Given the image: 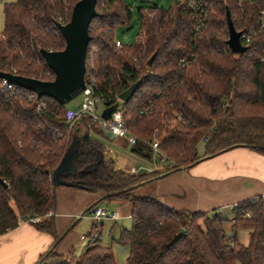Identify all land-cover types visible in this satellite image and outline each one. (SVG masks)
<instances>
[{
	"label": "trees",
	"instance_id": "1",
	"mask_svg": "<svg viewBox=\"0 0 264 264\" xmlns=\"http://www.w3.org/2000/svg\"><path fill=\"white\" fill-rule=\"evenodd\" d=\"M79 1L6 4L0 72L52 81L54 73L40 50L65 49L56 22L66 9L69 22ZM209 1L207 26L197 35L188 11L175 2L167 10L157 5L138 9L140 33L134 46L124 42L122 48L115 47L117 30L133 20L126 0H98L97 16L89 27L86 78L97 79L96 94L108 107L141 81L131 100L122 104L123 118L137 139L131 145L134 155L151 159V142L160 141L161 170L130 175L116 170L104 158V145L91 137V132L103 131L90 118L84 116L69 131L63 105L20 87L4 86L0 78V236L25 220L41 217L33 226L55 242L34 264H118L113 246L103 244L102 224L94 225L88 236L91 242L79 254L72 250L60 255L58 247L71 228L58 235L54 216H47L56 210L59 187L53 174L66 155L74 153L73 140L86 135L88 141L77 146L75 172L61 181L102 194L86 213L115 199L132 203V227L122 228L119 238L112 239L113 244L129 248L127 264H264V197L239 203L230 220L220 213L168 208L156 195L136 193L234 148L264 155V62L258 59L264 34L255 39L251 56L235 55L227 45L226 17L228 8L236 30L244 33L254 25L262 4L245 6L242 15L236 0ZM39 102L47 104L42 115L36 112ZM200 143L205 145L203 155L198 152ZM241 229L249 230L247 244L238 239Z\"/></svg>",
	"mask_w": 264,
	"mask_h": 264
},
{
	"label": "crops",
	"instance_id": "2",
	"mask_svg": "<svg viewBox=\"0 0 264 264\" xmlns=\"http://www.w3.org/2000/svg\"><path fill=\"white\" fill-rule=\"evenodd\" d=\"M103 133L106 137L112 138L106 131ZM112 139L118 142L116 144L129 146L126 140L115 137ZM104 147L106 148L105 160L112 162L116 170L126 174H129L132 168L137 170L135 174H140L144 170L143 168L138 170L130 161L127 162L122 157L109 152L105 145ZM204 148L203 143V153L199 155L204 154ZM153 155L160 158L154 152ZM160 160L164 164L161 158ZM156 170L160 169L156 166L154 170H150V173ZM154 186V194L160 197L168 208L195 213H220L221 215L226 212H224L226 209L227 213L224 217L233 220L234 209L239 203L258 196L264 197V155L249 148H234L200 162L191 169L181 170L158 180ZM101 196L100 193L92 194L65 186L56 190L57 203L54 218L57 234L62 235L71 228V232L58 247L60 255L67 256L72 250L76 252L83 250L82 243L83 241L88 242L86 238L95 225L93 219L92 226L88 223V227H81L85 224L83 220L87 218L85 213L90 205L98 201ZM110 203L114 207L112 211L120 215L117 221L121 222L126 218L129 222L127 218L131 217L132 203L119 199L110 201ZM101 206H103L102 203ZM103 222L101 224L104 227ZM112 233H114L113 230L111 235ZM54 242L52 235L38 231L33 224L22 223L18 228L0 236V264H34L51 248ZM90 242L91 240L88 244Z\"/></svg>",
	"mask_w": 264,
	"mask_h": 264
},
{
	"label": "water",
	"instance_id": "3",
	"mask_svg": "<svg viewBox=\"0 0 264 264\" xmlns=\"http://www.w3.org/2000/svg\"><path fill=\"white\" fill-rule=\"evenodd\" d=\"M98 0H80L73 8L71 20L63 25L56 23L58 30L65 39L66 46L63 51L53 52L41 49L40 53L47 66L54 73L53 81H40L20 75L0 72V78L9 85L23 88L37 95L38 98L48 97L61 105H65L75 99L86 88V60L89 43L91 40L89 27L97 16L96 5ZM229 39L227 45L235 55H243L248 51V47L242 45L241 32L237 31L230 11L226 10ZM127 41V40H125ZM153 55L148 64L155 59ZM141 81L133 84L127 91L121 94L120 100L128 103L139 88ZM119 105H114L105 109L102 118L109 119L118 109ZM112 138L114 136L107 132ZM89 136L77 137L73 140L71 149L74 153L66 155L59 167L53 174V181L58 186L71 187L70 184L61 181V177L68 173H74L76 168L73 164L79 156L77 146L82 140L88 141Z\"/></svg>",
	"mask_w": 264,
	"mask_h": 264
},
{
	"label": "built area",
	"instance_id": "4",
	"mask_svg": "<svg viewBox=\"0 0 264 264\" xmlns=\"http://www.w3.org/2000/svg\"><path fill=\"white\" fill-rule=\"evenodd\" d=\"M236 1H237L238 8L242 11V15L245 11V8H244L245 6H249V5L254 6L258 2H261L262 4L261 10L259 11V16L255 20L254 25H251V27L244 33L241 32L242 35L240 37V41L243 46L248 47V51L245 54H248L251 56L252 55L251 46L254 45L255 39L259 35L264 34V0H236ZM174 2L180 6H184L186 10L188 11L189 17L194 26L195 35H197L203 29L206 28L208 20H209V11L211 8L209 0H174ZM65 12H66L65 15L61 16L56 23H60L63 25L68 23L67 16H66L68 13V9H66ZM236 19L238 18L236 17ZM0 38H3L1 34H0ZM125 40L122 41V40L116 39L115 47L122 48L124 42L125 43L128 42V40L127 41ZM138 41H139V38L137 39V42ZM142 41H145V38H143ZM258 59L259 61L264 62V48L262 50V54L258 56ZM45 65L47 66L46 63ZM3 85L7 87L11 86L5 80H3ZM97 87H98V81L94 76H91L88 79L86 78V88L80 93V95H83L84 97L81 106L76 111L66 112L65 125L67 129L71 131L80 122V120L84 116H87L88 118H90L92 123L97 128L111 133L116 139L126 140L131 145L136 144L137 142L136 137L129 132L127 125L124 121V118H123L124 113L122 110L123 102L120 100V97H118V103L116 104V105H119V107L109 119H104L102 118V116H99L97 114V104L99 102H103V96L96 94ZM107 108L109 107L105 106L104 110ZM46 110H47V104L45 102H39L36 104V112L39 115H42ZM143 113L144 112H142V114ZM155 134H158V131H156ZM159 145H160V141L158 139H154L151 142V147L154 153H156V155L161 157L162 154L160 153ZM128 173L135 174L137 173V170L135 168H132L129 170ZM47 216L49 217L54 216V212L50 211L47 214ZM119 218H120V215L118 212H110L100 206L93 210V219L95 221V224L97 225H100L104 220L117 221ZM41 219H42L41 217L36 216V217L30 218L29 220L23 221V223L24 224L25 223L26 224H36V223H39Z\"/></svg>",
	"mask_w": 264,
	"mask_h": 264
},
{
	"label": "rangeland",
	"instance_id": "5",
	"mask_svg": "<svg viewBox=\"0 0 264 264\" xmlns=\"http://www.w3.org/2000/svg\"><path fill=\"white\" fill-rule=\"evenodd\" d=\"M16 0H0V33H2V31L4 30V7L6 4L9 3H13ZM126 2L132 7V11H133V20L132 23L130 25L127 26H121L117 32H116V38L117 40H122L124 41L125 39L128 40L127 44L130 46H134L137 43V39H138V35L140 33V25L138 22V9L141 7H147V6H153V5H157L160 8L163 9H169L173 3L174 0H154V1H146V0H126ZM83 95H79L77 96L75 99H73L72 101H70L69 103L63 105L66 109V111H76L79 109V107L81 106L82 102H83ZM105 108V105L103 102H99L97 104V114L99 116H102V112ZM91 121V120H90ZM92 123V121H91ZM99 130V129H98ZM92 138L100 141L101 143H103L107 149L109 150V152L116 154V156H120L122 157L124 160H126L127 162L130 161V163L134 164L138 170H140L141 168H143L144 170L140 173V174H146V173H150V170H154L155 167L157 166V169H162L163 163L161 162L160 158L156 157L155 155H153V157L151 159H144L141 157H138L136 155H134L131 152V146H124V145H119L116 144L118 143L116 140L110 138V137H106L104 135V133H97V132H93L91 134ZM203 143H200L198 145V151L199 153H203ZM193 168V167H192ZM191 169V168H189ZM188 170V169H186ZM154 182L150 183L149 185L142 187L140 189H137L136 193L140 194V195H150V194H154ZM131 203V202H129ZM103 208H105L106 210L110 211V212H116V211H112L113 204H111L110 202H103L102 203ZM226 211V212H225ZM231 211V210H230ZM225 213H227V210H224ZM225 213L222 215L223 217L225 216ZM86 214V219L83 220L82 224V228L83 227H88V223L91 224V226L94 224L93 221V213H85ZM227 216V215H226ZM226 218V217H224ZM129 219V222L125 219H123V221L121 222H112V221H108V220H104L103 224V235H102V240H103V244H107L109 246H113V240L112 239H118L119 235H120V230L122 228H126V229H130L132 227V221L131 218H127ZM229 223H226L227 226H225L226 231L229 232L230 231V225H228ZM112 235H111V232ZM83 235V233H80ZM238 239L241 243L243 244H247L248 243V239H249V230L248 229H241L238 232ZM86 240H88V242L90 241V239L87 237ZM88 242L83 241L82 246H86L88 244ZM114 249V253H115V257L117 260L118 264H127V258L129 255V248L123 247V246H119L117 244H114L113 246ZM78 254L81 252L80 250L77 251Z\"/></svg>",
	"mask_w": 264,
	"mask_h": 264
}]
</instances>
